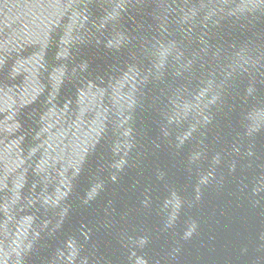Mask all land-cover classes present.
Wrapping results in <instances>:
<instances>
[{"label": "water", "instance_id": "water-1", "mask_svg": "<svg viewBox=\"0 0 264 264\" xmlns=\"http://www.w3.org/2000/svg\"><path fill=\"white\" fill-rule=\"evenodd\" d=\"M0 264H264V0H0Z\"/></svg>", "mask_w": 264, "mask_h": 264}]
</instances>
